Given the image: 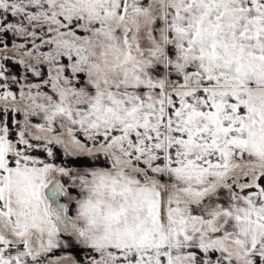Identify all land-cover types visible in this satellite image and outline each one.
Returning <instances> with one entry per match:
<instances>
[{
	"label": "snow or ice",
	"instance_id": "1",
	"mask_svg": "<svg viewBox=\"0 0 264 264\" xmlns=\"http://www.w3.org/2000/svg\"><path fill=\"white\" fill-rule=\"evenodd\" d=\"M0 264H264V0H0Z\"/></svg>",
	"mask_w": 264,
	"mask_h": 264
}]
</instances>
